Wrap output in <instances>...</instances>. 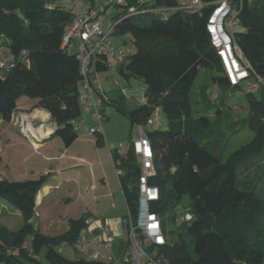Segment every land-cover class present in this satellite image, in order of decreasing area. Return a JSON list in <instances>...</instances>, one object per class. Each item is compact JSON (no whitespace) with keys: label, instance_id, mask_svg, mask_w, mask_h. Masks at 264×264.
Masks as SVG:
<instances>
[{"label":"trees","instance_id":"trees-1","mask_svg":"<svg viewBox=\"0 0 264 264\" xmlns=\"http://www.w3.org/2000/svg\"><path fill=\"white\" fill-rule=\"evenodd\" d=\"M140 1L128 0V6L118 8L122 17L113 37L129 44L124 38L130 36L136 45L118 69L128 84L139 80L146 86L144 103L127 108L125 94L114 90L107 106L124 113L132 127L146 125L157 108L168 116L166 129L147 130L156 169L150 185L161 195L152 211L169 235L165 258L168 264H264V90L262 96L245 90L248 114L237 119L224 98L242 86L230 85L211 47L206 31L210 9L178 11L176 0H157L152 7ZM133 7L141 13L129 16ZM72 19L67 9H49L48 0H0V50L4 47L14 64L9 71L0 69V118L11 122L21 98L36 100L51 115L54 135L66 148L79 138L76 125L83 116L80 62L61 50ZM235 39L264 79V0H243ZM96 68L108 71L106 57ZM203 71L220 91L217 101L211 100L209 86L196 89ZM243 129L253 137L224 158L230 137ZM95 135L97 145L104 146V136ZM122 169L121 190L135 212L139 165L132 153L123 159ZM44 187L45 179L10 182L0 176V200L23 221L17 230L0 225V264H41L40 259L46 264H104L70 261L62 254L63 244L80 238L89 214L70 220L68 231L58 237L42 234L31 223ZM185 199L195 218L180 225L178 242L172 243L175 232H168L167 220L175 224ZM126 248L121 247L120 256Z\"/></svg>","mask_w":264,"mask_h":264},{"label":"built area","instance_id":"built-area-1","mask_svg":"<svg viewBox=\"0 0 264 264\" xmlns=\"http://www.w3.org/2000/svg\"><path fill=\"white\" fill-rule=\"evenodd\" d=\"M74 0H68L72 3ZM151 0L140 1L141 6H146ZM157 1V0H156ZM175 10L178 11H200L210 9V15L206 23L210 44L218 59L222 63L226 76L231 86H244L251 93L264 90V79L260 77L250 62L245 57L235 39V30L240 26V17L243 8V0H176ZM187 1L190 4H187ZM66 2L63 5L68 6ZM128 0H111L106 6L98 8H81L71 10L72 22L65 28L61 40V50L66 54L75 55L80 62V73L82 76L81 90L79 95L83 116L91 117L97 124V128L88 131L89 134H103V122L105 118L104 108L109 102V96L103 86L102 72L97 70L100 58L106 57L108 70L113 69L114 64L110 59H115L119 66L123 64L136 52L134 42L125 44L124 48L117 49L113 41V35L118 21L107 31H103V15L113 8L128 6ZM67 7V8H68ZM57 7L49 5V9ZM62 8V7H61ZM64 8V7H63ZM66 9V8H64ZM68 10V9H67ZM136 8L129 10V16L137 15ZM1 58L7 59L6 54ZM13 62L0 60V69L11 70ZM126 94V91H125ZM13 116L11 122L14 120ZM153 121L150 118L146 125H135L131 137L117 147L109 148L111 158L115 167L119 183L124 176L122 169L123 159L132 153L139 165V177L136 183L138 193L136 211L133 212L127 205L123 195L127 214L123 218L104 219L100 223V236L95 243L104 246L110 252L107 258L109 264H168L163 248L169 243L164 230L163 220L159 214L152 211V206L160 201V190L157 186L150 185V180L156 176L154 165V151L147 130L152 128ZM21 131L28 136V129ZM39 138L44 139L45 134L39 133ZM121 188V186H120ZM195 218L192 208L185 206L179 208L176 213L175 224H188ZM93 220L87 221L86 228L81 232L76 242V250L85 253L84 244L87 242L89 227ZM126 226L128 232L127 248L118 257L115 248V228L119 230ZM99 253L95 252L93 260H98Z\"/></svg>","mask_w":264,"mask_h":264},{"label":"rangeland","instance_id":"rangeland-1","mask_svg":"<svg viewBox=\"0 0 264 264\" xmlns=\"http://www.w3.org/2000/svg\"><path fill=\"white\" fill-rule=\"evenodd\" d=\"M91 1H94V5L98 8L100 6H106L111 0H74L71 4L68 3V0H48V5L60 8L64 7L71 11L74 10L75 7L81 9L83 4L86 3L87 5ZM63 2L70 4L69 7L63 5ZM155 4L156 0H151L148 7H152ZM187 4H190V2L187 1ZM119 13L118 8H113L106 15H103L102 17L104 20L101 29L103 31H107L114 23H116V21H120L122 15ZM124 39L130 43L131 37L125 36ZM113 41L116 44L117 49L124 48L125 45L123 39H117V37L114 36ZM3 42L4 39L1 38L0 45H3ZM6 52L7 59L0 57V60L2 59L7 62L12 59L11 55L4 49V47L0 50V55L2 53L6 54ZM110 62L114 64L113 69L101 74L103 86L106 92L110 93L111 91L119 90L125 94L126 91V94L123 96L128 102L126 105L127 108L143 104L146 86L139 80H132L131 83L128 84L124 81L122 75L120 74L118 62L115 59H110ZM202 86H209V94L212 101L218 100V97L221 95L220 91L217 86L211 83L208 72L203 71L197 80L196 89H199ZM245 90L246 88L242 86L241 91L230 92L226 94L224 98L226 103L233 109L237 119H245L248 114V104L245 99ZM257 94L262 96V91L260 90ZM20 113L21 112L15 114L14 120L10 122L12 125L19 127L20 130L22 128H36L35 126L33 127V124L35 120L39 119V116L34 111L22 115H20ZM104 113L106 118L103 122L102 134L105 139L104 146L97 145L96 135L93 137L84 135L81 124L79 122L77 124V130L80 136L78 142L90 140L95 147L93 144L88 146L87 143H82L77 147H73L72 152L87 156L86 158L92 161L94 167L97 165L96 162H98L99 159L101 160L100 155H97L96 146L98 148H107L109 147L107 144H109L110 147H117L119 144L130 138L133 132L130 120L117 108L109 106ZM197 115L198 114H195V117H197ZM151 119L154 124L152 128H167L168 116L161 108H157L155 110ZM3 123L7 122L0 118V175L5 177L10 182L45 179V185H50L52 187L47 194V198L44 200L43 206L37 209L36 215L31 221V223L34 224V226L42 234L49 237H58L65 234L69 229V221L80 219L83 214L87 212L85 209L86 204L98 205L101 210H106L110 208V205L113 202H115L118 204V214L126 220L127 209L114 167H112V175L115 180V189L117 192L115 198L108 195L107 198L93 200L90 194H76L78 185L74 179L78 180L81 184L88 186L95 180L88 169H84L83 167L73 170L67 169L60 172L59 167L63 164V162L59 161L58 157H64L63 154L67 149L60 136L57 135L51 139L48 138L45 142V147L39 146L35 148L32 147V143H30L31 140L23 132H15L8 129L2 131L1 125ZM86 125L91 131L97 128V124H94L91 121H89ZM87 137L88 139L86 140ZM252 137L253 133L248 129H243L239 133L231 136L224 158L235 151L239 146L250 141ZM100 192L101 190L97 192V196H99ZM187 203L188 201L185 199L180 208L184 209V207L187 206ZM101 217L104 216L101 214ZM3 223L12 227L14 230H17L20 228L23 221L20 216L18 217L16 215L14 209L10 205L0 200V225ZM179 227L180 225L174 224L171 220H167L168 232H175L172 234V238H170L172 243L178 242V234L181 230ZM88 236L89 233L87 234V242L84 244V248L87 251L86 254L76 250V243H65L61 246L63 256L70 261H78L81 259L90 260V252L92 249L91 241H93V238L88 239ZM167 237L169 238V235H167ZM121 239L124 243L128 242L127 231L124 232ZM31 241L32 239L28 238V247H30ZM100 251L101 253L107 255L106 257L110 254V252L104 247ZM99 260L105 261L108 264V261L103 260L102 257L99 258ZM40 262L41 264H46L43 259H40Z\"/></svg>","mask_w":264,"mask_h":264},{"label":"crops","instance_id":"crops-1","mask_svg":"<svg viewBox=\"0 0 264 264\" xmlns=\"http://www.w3.org/2000/svg\"><path fill=\"white\" fill-rule=\"evenodd\" d=\"M82 7L83 8H92V9L97 8V6L94 5V1H91L87 5L85 3V4H83ZM75 9H79V8L75 7ZM125 44L126 43L124 42V45ZM111 93H112V91L110 93H108V96H110ZM107 107H109V106H106L104 108V111L107 109ZM31 111H34L39 116V119L34 121L33 127L35 126L36 128L28 129V136L27 137L31 140L30 143H32L31 144L32 147H35V148H37L39 146L45 147L46 146V143H45L46 140L48 138L51 139V138L55 137L54 132L56 130V124L48 112H46L45 110L38 107V101L32 100L30 98H26V97L21 98L18 101V107H17L16 113L21 112L20 115H22V114H28V112H31ZM89 121H91L92 123L95 124L93 119L89 116L85 117L83 120H80L79 123L81 124L84 135H87L88 137H93L95 134L91 135L88 133V131H90V129H89V127H87L86 124H88ZM1 129H2V131L8 129L10 131H15V132L19 131L20 133H22V131L19 129V127L12 125V123H10V122L3 123L1 125ZM77 132H78V130H77ZM39 133L45 134V137L43 140H41L39 138V136H40ZM88 137L86 138V140L88 139ZM78 141H79V138L77 139V141H75V143L71 146V148L66 149L65 153L63 154L64 157H61V156L58 157L59 161L63 162V164L59 167L60 172L65 171L67 169L73 170V169H77V168H81V167H83L84 169H88V171L91 173V175L93 176V179L95 181H93L92 184H90L88 186V185L81 184L78 180L74 179V181H76L77 185H78V189H76V194H78V193L80 195L90 194V196L93 200L107 198L108 195L111 196L112 198H115L117 192L115 189V182H114L115 180H114V177L112 175V173H113L112 167H114V164H113V160L111 158V154H110V150H109V148H111L110 145L107 144L109 146V147L106 146L107 148H105V147L98 148L96 146V151L98 153L97 155H100L101 160L99 159V161L96 162L97 165L94 167V164L92 163V161L88 160L86 158L87 156H85V155L83 156L81 154H77V153L72 152L73 147H77V146L81 145L82 143H87L88 146L92 145L93 143L90 140L89 141L88 140L83 141V142H78ZM93 146L95 147L94 144H93ZM50 160H52V159H50ZM114 171H115V169H114ZM0 176L3 177L2 175H0ZM15 182H17V181H15ZM50 189H52V187L50 185H45V187L37 195L36 211L39 207L43 206L44 200L47 198V194L49 193ZM99 190H101V192L99 193V196H97L98 195L97 192ZM117 208H118V204L115 202H113L110 205V208L106 209V210H101V208H99L98 205H92V204H86L85 205V209L87 211L85 214H89L90 219L94 221V223L89 227V230H88V233H89L88 239L93 238V241H91L92 249L90 252V254H91L90 260L93 259L94 253L98 252L99 253L98 260H99V258L102 257L103 260L107 261V258H108V257H106L107 255L101 253V251H100L104 246L96 244L95 239L98 236H100V233H101L100 232V223L102 220L122 218L118 214ZM14 212L16 213V215L18 217L20 216V214L17 211L14 210ZM103 213H104V215H103ZM101 214L104 217H101ZM3 224L5 225V223H3ZM5 226L11 230H14L12 227H9L7 224ZM125 231H127L126 226H124L123 229H121V230H119V228H115V230H114L115 233H119V235L115 237V248H116V254L118 257L120 256L119 253L121 252V247H123V248L126 247L127 243H128V242L124 243L121 239V237ZM86 253H87V251L85 252V254ZM102 262H104V264H107L105 261H102Z\"/></svg>","mask_w":264,"mask_h":264}]
</instances>
